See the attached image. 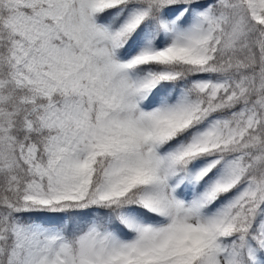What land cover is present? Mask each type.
I'll return each mask as SVG.
<instances>
[{
    "label": "snow or ice",
    "instance_id": "obj_1",
    "mask_svg": "<svg viewBox=\"0 0 264 264\" xmlns=\"http://www.w3.org/2000/svg\"><path fill=\"white\" fill-rule=\"evenodd\" d=\"M0 264H264V0H0Z\"/></svg>",
    "mask_w": 264,
    "mask_h": 264
}]
</instances>
